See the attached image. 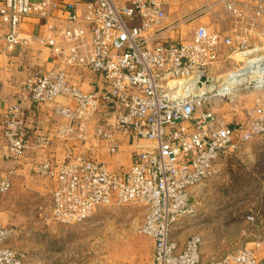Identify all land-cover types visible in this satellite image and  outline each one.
Here are the masks:
<instances>
[{"label":"built area","instance_id":"1","mask_svg":"<svg viewBox=\"0 0 264 264\" xmlns=\"http://www.w3.org/2000/svg\"><path fill=\"white\" fill-rule=\"evenodd\" d=\"M175 1L0 0V25L6 29L4 51L37 45L55 57L52 68L38 70L23 82L35 105L57 97L67 100L55 106L62 122L54 137L84 139L94 121L95 134L109 154L120 149L116 133L148 141L137 145L140 149L121 170L86 153L35 162L34 170L54 181L49 218L62 224L80 222L99 205L137 203L144 211L138 230L153 241L151 264H202L201 236L192 234L180 245L172 228L193 213L191 188L213 175L221 155L264 133V108L258 105L239 123L225 121L209 98L229 96L238 85L210 87L200 77L214 76L210 67L224 45L235 42L239 52L264 50V0H204L168 21ZM217 4L237 23L232 33L198 23L182 39V29ZM25 17L39 19L46 33L22 35L19 25ZM254 33L260 34L262 44L252 43ZM69 69L97 74L102 89L83 90L71 81ZM248 75L245 87L264 85V74ZM0 124L4 156L17 162L29 147L20 103L7 106ZM49 143L47 136H37L36 146ZM11 174L0 173V198L11 187ZM246 219L255 221L254 215ZM14 234V226L0 223V264H24L23 252L9 243ZM207 264H264V236Z\"/></svg>","mask_w":264,"mask_h":264},{"label":"rangeland","instance_id":"2","mask_svg":"<svg viewBox=\"0 0 264 264\" xmlns=\"http://www.w3.org/2000/svg\"><path fill=\"white\" fill-rule=\"evenodd\" d=\"M203 1L177 0L172 5L171 15L176 17L186 13ZM198 23L208 24L226 34H231L237 25L223 5L217 4L183 28L182 39L189 37ZM240 24L245 26L243 22ZM251 38L252 43H261L259 33H254ZM234 45L235 42L222 46L218 60L210 67V74L214 75L211 77H219L212 81L214 84L223 81L225 74L245 66L247 59L264 51L257 48V51L239 52ZM256 63L259 65L249 72L252 75L262 74L258 68H264V60ZM246 75L248 78V73ZM247 78L233 82L238 85L233 94L209 98L212 109L225 121L239 123L248 119L258 105L264 108V85L245 87ZM133 139L137 145L148 144L145 139ZM137 145L131 149L122 146L114 154L106 150L105 153L112 158L123 154L127 159L140 149ZM94 154L91 155L101 159ZM35 162H31L30 175L24 180L26 185H22L23 180L18 178L0 198L3 205L12 208L7 213L9 215H5L6 221L0 222L15 227V234L9 242L23 252L24 264L152 263L153 241L138 230L144 213L140 205L133 202L99 205L83 221L57 223L49 218L48 213L54 181L34 171ZM37 186L42 192L35 188ZM190 200L194 211L174 224L172 236L181 245L190 235L199 234L202 238V264L248 244L255 237H263L264 133L227 149L218 159L213 175L191 188ZM247 215H254L255 221L247 220ZM17 229H20L19 235H16Z\"/></svg>","mask_w":264,"mask_h":264},{"label":"crops","instance_id":"3","mask_svg":"<svg viewBox=\"0 0 264 264\" xmlns=\"http://www.w3.org/2000/svg\"><path fill=\"white\" fill-rule=\"evenodd\" d=\"M171 11L172 7L168 10V21L175 18V16L171 15ZM19 31L22 35H44L46 33L42 22L32 17H25L22 20L19 25ZM5 32V27L0 25V118L9 104L20 103L28 126L29 147L25 155L17 162L6 158L4 156L5 139L0 124V173L6 174L12 171V183L14 184L19 178V180H23L22 185H26L27 181L25 183L24 180H27L30 175L31 162L39 161L46 157L62 160L76 153H96V156L107 162L114 170L127 168L131 156L129 155L126 159L123 154H119L115 158L107 155L102 146L104 144L103 141L95 134L97 124L94 121L87 127L84 139L79 138L77 135L70 136L66 140L54 137L53 133L56 125L62 122L61 117L55 112V106L58 103H66L67 100L63 97H57L53 102L35 105L29 99L23 82L28 75L38 70L52 68L55 63V57L50 53L49 49L37 45H32L28 49L16 45L12 50L4 51ZM169 35L173 38L178 36L177 33L171 31ZM69 75L71 81L83 90H101L103 87L100 77L88 70L76 71L69 69ZM40 134L50 139L48 145L44 147L36 146L37 136ZM116 136L121 139L120 148L124 146L131 149L137 145V141L131 137L123 136L119 133H116ZM35 188L40 190L38 186ZM2 200H0V221L5 222V215H9L7 213L12 208L11 205H3ZM17 234H20V229L16 230ZM10 244L12 245V243ZM12 246L15 247L14 245Z\"/></svg>","mask_w":264,"mask_h":264},{"label":"bare ground","instance_id":"4","mask_svg":"<svg viewBox=\"0 0 264 264\" xmlns=\"http://www.w3.org/2000/svg\"><path fill=\"white\" fill-rule=\"evenodd\" d=\"M255 49H256L255 51L258 50L257 48H255ZM261 59L264 60V54H262V53L261 54H257L255 56L247 59L246 60L247 63L245 64V66L241 67L236 72L231 71V72L225 74L224 75L225 76L224 80L221 81V82H218L216 84H214L215 82L213 83L212 81L215 80V79H218L219 77H211V78H208L209 79V83L212 82L211 85H209V86L210 87H213L215 85H218L220 83H225V82H227L231 86H235V84L233 82H235L237 80H245L247 78L246 73H249L251 70L254 69V67L258 66L259 64L256 63V62L259 61V60H261ZM263 70H264V68H261V67L258 68V71H260L261 73H262ZM253 75H254V73H253Z\"/></svg>","mask_w":264,"mask_h":264},{"label":"water","instance_id":"5","mask_svg":"<svg viewBox=\"0 0 264 264\" xmlns=\"http://www.w3.org/2000/svg\"><path fill=\"white\" fill-rule=\"evenodd\" d=\"M262 74H264V71H262ZM200 80L203 81L204 83H208V81H209V79L206 78L204 75H202V76L200 77Z\"/></svg>","mask_w":264,"mask_h":264}]
</instances>
